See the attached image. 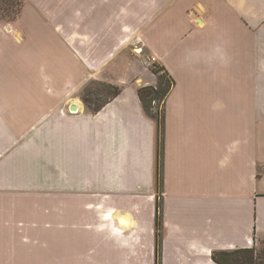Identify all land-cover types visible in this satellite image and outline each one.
Returning <instances> with one entry per match:
<instances>
[{
	"label": "crops",
	"instance_id": "obj_1",
	"mask_svg": "<svg viewBox=\"0 0 264 264\" xmlns=\"http://www.w3.org/2000/svg\"><path fill=\"white\" fill-rule=\"evenodd\" d=\"M171 1L25 0L15 23L0 22L2 33L21 36L33 4L46 18L49 39L74 63L58 84L41 62L34 84L17 78V92L0 93V264H156V128L136 96L137 88L151 86L141 77L150 68L133 58L143 49L172 79L178 70L256 78L263 112L264 0H196L188 25L203 32L186 30L157 58L146 34L162 32L154 23ZM233 16L244 23V35L225 22ZM242 37L245 50L238 51ZM91 80L122 89L97 114L79 96ZM166 105V115L182 116L180 101L168 95ZM164 145L163 162L166 139ZM242 175L247 194L210 191L187 201L165 193L163 174L160 264H215L213 252L264 243V160Z\"/></svg>",
	"mask_w": 264,
	"mask_h": 264
},
{
	"label": "rangeland",
	"instance_id": "obj_2",
	"mask_svg": "<svg viewBox=\"0 0 264 264\" xmlns=\"http://www.w3.org/2000/svg\"><path fill=\"white\" fill-rule=\"evenodd\" d=\"M162 2L158 1V9ZM196 4V0L171 1L168 11L164 10L166 16L154 23L163 29L167 28V31L162 29V32L154 33L148 29L146 35L155 48L157 58L163 54L161 49H164L166 43L181 41L186 30L193 31L191 36L203 32L188 25L187 14L196 11ZM27 9L29 14L22 18L19 26L23 31L21 36L10 33L8 29L7 33L0 31L1 95L16 91V83L19 81H16L17 78L24 83L34 84L39 79L38 64L41 62L46 63L47 72L55 84L62 81L66 72L73 70V60L68 56L66 48L49 39L50 27L46 29L44 15L33 4H29ZM225 22L236 24L234 29L244 35V23L240 17H227ZM238 23H242L239 24L241 26ZM241 40L243 37L238 39L239 44ZM243 49L245 50V41L237 50ZM141 55L142 57L132 56L149 68L152 63H156L146 50L143 49ZM148 71L150 76L144 74L141 77L152 85L155 75L150 69ZM173 80L169 98L182 103V116L167 114L164 119V158L165 139L168 145L167 159H164L162 167V175L166 174L168 183L165 193L172 199L185 197L187 201L201 198L210 191L216 195L221 192L235 195L240 191L239 188L244 189L246 186L242 173L249 172L253 162L258 164L260 160H264V110L262 112L256 104L259 98L257 79L243 78V73L217 72L211 76L197 77L187 70H178ZM102 84L105 83L91 81L87 84L86 92L89 93L85 94L93 101L91 108L108 98ZM2 98L4 97L0 96ZM215 103L222 106L214 108ZM154 139L156 143V135ZM234 142H239L238 148L230 151ZM226 155H229L230 164L220 167L219 163ZM164 163L167 165L166 169ZM159 194L161 202L163 187L159 189ZM242 194H247V190L244 189ZM76 232L78 233L77 230ZM263 248L264 245L259 242L255 248L257 257L263 255ZM53 264L65 263L57 261Z\"/></svg>",
	"mask_w": 264,
	"mask_h": 264
},
{
	"label": "trees",
	"instance_id": "obj_3",
	"mask_svg": "<svg viewBox=\"0 0 264 264\" xmlns=\"http://www.w3.org/2000/svg\"><path fill=\"white\" fill-rule=\"evenodd\" d=\"M25 0H0V22L4 24L15 23L20 17L22 10L24 8ZM151 72L156 76L157 83L156 86H147L142 87L137 90V95L141 102V106L144 114L154 120L157 125L156 129V193L158 195L159 189L162 184V155H163V133H164V112L153 113L152 112V103H156L158 107L160 103H163L169 94L171 88L174 85L173 79L165 71V69L158 65L157 63H152L150 68ZM105 90L108 98H105L103 102L91 110V113L98 112L103 105L108 103L110 100L114 99L120 93V90L112 85H106ZM84 104L87 108H90L92 100L83 96L82 98ZM162 208L161 202L157 200L156 203V227H155V236H156V264H160L161 256V237H162ZM253 250L243 249L236 251L228 252H213L211 259L215 264H264V252L263 255L257 257Z\"/></svg>",
	"mask_w": 264,
	"mask_h": 264
},
{
	"label": "flooded vegetation",
	"instance_id": "obj_4",
	"mask_svg": "<svg viewBox=\"0 0 264 264\" xmlns=\"http://www.w3.org/2000/svg\"><path fill=\"white\" fill-rule=\"evenodd\" d=\"M158 64V63H157ZM158 65H160V64H158ZM160 66H162V65H160ZM163 67V66H162ZM164 68V67H163ZM165 69V68H164ZM165 71L168 73V71L165 69ZM169 74V73H168ZM170 75V74H169ZM171 77V76H170ZM155 78H156V76H155ZM172 78V77H171ZM91 81H97V80H91ZM90 81V82H91ZM174 81V80H173ZM99 82H101V81H99ZM89 83V82H88ZM103 83H105V82H103ZM156 83H157V78H156V80H155V83H154V85H151L152 87H154V86H156ZM106 84V83H105ZM102 84V86H104L103 87V91L106 93V90H104L105 89V86L106 85H110V84ZM113 86V85H112ZM147 86H149V85H146V86H141V87H139V88H142V87H147ZM114 87H116V88H118L119 90H120V93L118 94V96L122 93V89L120 88V87H118V86H114ZM139 88H137L136 89V96H137V99H138V101H139V104H140V106H141V102H140V100H139V97H138V95H137V90L139 89ZM171 90H172V88H171ZM171 90H170V92H171ZM87 91V85L80 91V99H81V101H82V103H83V106H84V108H85V110L86 111H88L89 113H91V110L93 109V108H91V105H90V108H87L86 107V105L84 104V102H83V100H82V98H83V96H86V94H85V92ZM169 92V93H170ZM86 93H89V92H86ZM96 95V94H95ZM106 95H107V93H106ZM169 95V94H168ZM168 95H167V97H166V99L164 100V102L163 103H161V106H156V103L154 102V103H152V112L153 113H157V112H160L161 110H163V112H164V119H165V115H166V111H167V99H168ZM118 96H116L115 98H117ZM96 97H98L97 95H96ZM114 98V99H115ZM114 99H112V100H110L108 103H106L105 105H103L102 106V108L98 111V112H100L107 104H109L110 102H112ZM93 103V102H92ZM99 105V104H98ZM141 108H142V106H141ZM142 111H143V109H142ZM98 112H96V113H91V114H97ZM144 113V112H143ZM145 115V114H144ZM146 116V115H145ZM147 117V116H146ZM148 118V117H147ZM148 119H150V118H148ZM153 123H154V125H155V128L157 129V125H156V122L154 121V120H152V119H150ZM165 122V121H164ZM156 135V134H155ZM163 141H164V139H163ZM162 145H163V143H162ZM156 151H157V143L155 144V176H156V163H157V158H156ZM162 167H163V155H162ZM154 187L155 188H157V184H156V180H154ZM161 187H163V175H162V184H161ZM160 197H161V194H159L158 193V195H157V193H156V201L157 200H159L160 199ZM160 201V200H159ZM157 203V202H156ZM162 203V202H161ZM163 227V226H162ZM263 245H264V243H262ZM257 248V247H256ZM264 249V248H263ZM249 250H253L254 252H256V249H255V247L254 248H252V249H249Z\"/></svg>",
	"mask_w": 264,
	"mask_h": 264
}]
</instances>
